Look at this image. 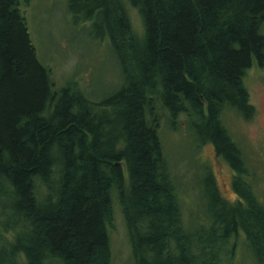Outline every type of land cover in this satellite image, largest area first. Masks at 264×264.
I'll list each match as a JSON object with an SVG mask.
<instances>
[{
  "label": "trees",
  "instance_id": "trees-1",
  "mask_svg": "<svg viewBox=\"0 0 264 264\" xmlns=\"http://www.w3.org/2000/svg\"><path fill=\"white\" fill-rule=\"evenodd\" d=\"M32 1L0 0V264H113L114 193L133 264H227L240 239L264 264V203L224 117L257 114L245 79L264 67V0H68L123 71L99 101L76 82L57 90L31 38ZM181 115L236 172L228 199L209 169L197 224L160 135L165 116L178 129Z\"/></svg>",
  "mask_w": 264,
  "mask_h": 264
},
{
  "label": "rangeland",
  "instance_id": "rangeland-1",
  "mask_svg": "<svg viewBox=\"0 0 264 264\" xmlns=\"http://www.w3.org/2000/svg\"><path fill=\"white\" fill-rule=\"evenodd\" d=\"M128 9L134 30L142 35L144 27L138 10L131 5ZM24 11L38 58L52 70L57 90L76 82L88 98L99 101L119 89L123 71L110 39L99 36L91 21L76 18L69 10L68 0H33ZM245 82L257 114L248 120L231 110L224 117L246 156L251 173L248 180L264 203V67L254 64ZM179 123V128L173 129L165 116L160 135L185 221L190 224L194 220L192 224H197L207 220V194L202 188L209 169L216 177L221 194L228 199L236 198L231 184L236 172L217 155L211 143L202 144L199 134L189 127L186 115L179 117ZM125 177L128 186L127 171ZM113 201L114 221L109 225L113 264H133L129 229L116 193ZM242 240L235 259L227 264H257L254 253Z\"/></svg>",
  "mask_w": 264,
  "mask_h": 264
}]
</instances>
